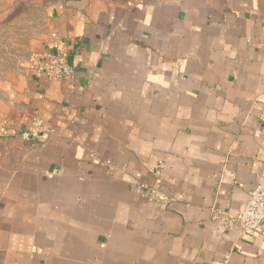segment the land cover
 Here are the masks:
<instances>
[{
    "label": "crops",
    "instance_id": "crops-1",
    "mask_svg": "<svg viewBox=\"0 0 264 264\" xmlns=\"http://www.w3.org/2000/svg\"><path fill=\"white\" fill-rule=\"evenodd\" d=\"M56 21L37 55L59 45L73 79L0 76V117L53 130L0 138V264H264V236L212 213L236 215L264 176V0ZM157 180L173 205L144 199Z\"/></svg>",
    "mask_w": 264,
    "mask_h": 264
},
{
    "label": "rangeland",
    "instance_id": "rangeland-1",
    "mask_svg": "<svg viewBox=\"0 0 264 264\" xmlns=\"http://www.w3.org/2000/svg\"><path fill=\"white\" fill-rule=\"evenodd\" d=\"M139 0H0V76L33 70L66 11H98Z\"/></svg>",
    "mask_w": 264,
    "mask_h": 264
},
{
    "label": "built area",
    "instance_id": "built-area-1",
    "mask_svg": "<svg viewBox=\"0 0 264 264\" xmlns=\"http://www.w3.org/2000/svg\"><path fill=\"white\" fill-rule=\"evenodd\" d=\"M35 68L52 82L60 83L65 80H71L74 77V69L69 65L65 51L57 44L50 47L43 55H37ZM51 132L53 130L37 117L32 119L31 125L23 132L11 128L8 121L0 117V138L20 137L23 140H29L30 138H40ZM107 164H109L107 160L100 163V165ZM158 164L159 167H162L161 162ZM227 176L231 180H234L233 174L228 173ZM155 183V186H141L145 190L144 199L150 204L162 207L173 205L176 199L158 189V186L161 184L160 180H157ZM212 213L214 218L219 220L225 228L236 224L241 233L249 231L253 234L264 236V176L256 188L249 192L246 203L236 215L230 216L221 208H214ZM228 263V257H226L215 264Z\"/></svg>",
    "mask_w": 264,
    "mask_h": 264
}]
</instances>
